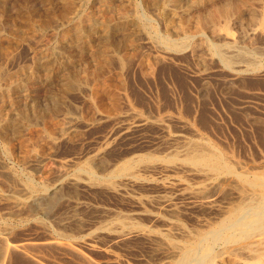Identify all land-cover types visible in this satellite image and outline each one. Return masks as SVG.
<instances>
[{
  "label": "rangeland",
  "instance_id": "obj_1",
  "mask_svg": "<svg viewBox=\"0 0 264 264\" xmlns=\"http://www.w3.org/2000/svg\"><path fill=\"white\" fill-rule=\"evenodd\" d=\"M149 1L150 0H90L86 4V7L84 6V4L80 7L79 5H81V0H74V2L72 1L73 3L70 2L66 5L64 3H67V0H0V64H4L9 72H17L22 68H25L27 72L32 71L33 69L38 70V81L34 85H31L32 87L30 86L29 89H24L23 92L20 93V104L24 107L26 106L27 108H29L28 110L31 109L28 112H33L34 110H37L36 108H38L37 111H42V116L47 117H42L43 121H47L45 119L49 120L47 123H42L43 121L41 120L38 125H35L34 120H32V126H25L27 127V129L24 127L23 132L20 133L21 136H23L24 133L23 137H26V139H28L29 137H31V133H35L32 138L36 139V135L40 130H36L35 128L44 126L39 129L43 130L46 127H50V131L55 132L54 134H52L56 137H59L60 132L59 129H57V125L59 124V121L63 122L64 115L68 112L70 114L71 112H78V109L79 111L82 110L81 108L83 107V96L80 93L81 91H78L77 87H74V85L69 86H72L71 88H73V90H71L70 88V91L69 87L63 83V80L61 79L62 76L54 75L52 68L55 67L54 65L56 63L54 64L52 62L50 63V65H41V67L43 66V70H41V67H36V65L38 66L37 63L40 64V61L47 56V53L49 52V50L47 49H49V47L50 49L54 47L57 48L60 45L64 36L69 33V31L67 33L64 30H69L70 28L72 29H70V33H72V35L70 34L72 42H69V46H71L72 49H70L69 51V57L74 67L72 70L74 74L81 78L82 74L92 72L93 74L90 73L91 76L93 75L89 79L90 84H93L94 80L96 79V81L99 80L100 82H107L110 79L108 75L110 74V72L108 71V69L105 70L106 68H103V70L105 71H102V69L101 71L100 69L98 71L96 70L98 69V67H96L98 66L97 61H95V63L93 60L90 62L88 58L86 61V58H84L82 55V57H78V55H75L77 54V51L75 49V45H77V39H75L76 37L74 34L78 31L75 30V28L71 26V24H76L77 21L75 20L78 18L76 13H78L79 11L83 10L82 13L84 18H86L90 14L94 16L97 15V19L104 21L108 20L106 21L108 23H111L110 20H114L111 23L112 25H114V22L118 23V21L122 20L121 15L123 14V11H125V9L127 11H130L129 8H137L139 9L140 13L146 15L151 19V24L154 29L157 30V32L162 35L166 34L165 36L177 38L174 30L169 27L172 16L171 14H169L166 8L162 6V0H151V2ZM169 1H172V4H177V7H184L185 4H188L195 0ZM224 1L228 2L230 0H214L198 8H195L190 16L191 18L194 17L193 19H191L192 31L193 29L194 31L198 28L200 29V24L202 23L201 29L203 28L202 31L211 41L222 43L225 41V38L228 35V37H234L236 40H238L240 45L248 47L251 45L250 47H253L254 49L261 48L262 50L264 47V29L261 28L260 25H257L258 21L260 20L259 17L261 18L262 15L259 12H256L257 14H253V18L255 17L253 19L252 14L249 12V10H245L243 8V0H238V2H236L237 0H231L233 6H239L241 4L240 9L242 10L235 8L236 10H232L233 12L231 11V13L235 15H230L231 20H228L230 24L229 22H226V20L224 22L222 20L223 17H218L216 18V32L215 30H213L214 27L211 28L210 26H207L208 23H205L206 18L208 19L209 16H212L214 18L215 14L219 12L214 11L216 9V7L214 8V6L216 5L218 7V5L220 4V6L222 7L226 4L222 3ZM213 2H215V4ZM216 2L219 4H217ZM244 7L246 8L245 4ZM209 8L211 11L209 10ZM66 10L68 13L66 12ZM244 11L246 12L244 13ZM211 13L214 15H212ZM200 14H202L203 16H201ZM206 14H208L209 16H205ZM249 14L251 15L249 16ZM235 16L238 17L236 18ZM198 17L199 20L204 17L205 21H200V23ZM212 17L209 18L210 21L213 19ZM196 21L198 22L197 24ZM225 23H228L229 25ZM194 26L197 28H195ZM223 26L226 28H223ZM86 29H88V32L86 31ZM86 29L84 31V36L89 33V36L85 37L91 40L92 47L101 46L104 42V38L101 35L104 33L99 29V27H95L94 29ZM123 29H125L123 30L124 36H119L123 35L122 31L119 30L113 35V39L120 40L123 37L126 39V41L120 40L119 42H115L120 43L121 49L123 48V50L128 51V56H126V62L123 66V70L125 69L123 71V77L126 81L128 96L135 108L141 111L142 116L144 118L146 117L150 119L151 122H148L146 124V126L143 128L144 130H141V133H134V135H131L130 139H126L127 142H125V140H123L121 137L116 142L115 138H118L119 134L122 132L123 127L127 125L126 123H128L129 120L124 122L118 120L117 118H109L102 121L97 118L92 120L93 117H89L85 113L83 119H85V121L91 120L89 123L91 124L92 122V125L80 123L79 125H82L77 126L75 130L76 132L73 133L74 136L68 139V141L66 139L61 141L59 140L55 145L49 143L45 145V143L41 142L42 146L44 147V150L41 148L42 158H39L37 161L27 159L26 161L28 163L26 161H20L25 160V158L20 155L22 154V152H19V146L15 145L13 147V150L14 148L16 149L13 153L16 154L17 150V156L14 155L16 159L15 157L7 159L4 160V163L3 160H0V193L3 192L4 194H6V198L7 195H9L10 191H12L13 193V191H18L20 187L19 183H16L13 180L12 182L11 179L7 178L4 173L3 176L1 175L2 172H4V169H7V166L8 168L16 167L15 169H19V172H23L25 174L27 173L29 175L31 174V176H33V179H35V181L39 183L41 181L43 182L44 179L45 181H49L50 179V181H52L57 172L60 170L59 168L62 167L61 163L64 160L73 158L76 160V162H83L85 159H87V156L95 153L97 149L104 147L106 142L109 141H115L114 143H118L119 146H117L118 148L116 147L112 153L108 154L104 158V162H106V164L107 162L109 163L119 153L126 152L127 150L125 149L129 148L131 145H133V148L137 149L138 151H148L153 152L154 154H162L164 153V150H169L170 146L178 142V134H183L184 136L190 137L195 135H193V133H201L205 137L207 136V138H210L212 142H216L217 145L221 146L222 144V148H224L226 151H229L230 154L232 153L237 159L241 160V162L253 164L256 166L264 165V72L244 73L242 74L243 76H240L238 80H235V82H229V78L227 77V70L223 68V66L219 62L212 59L211 56L207 54L208 52L206 50H202L203 48L198 45V41L195 42L197 46L194 43L195 46L193 45L191 47H188L186 52H184L183 54L181 53L179 56L178 54H175V56L173 57L161 53L162 50H159L151 44H148L147 37L142 33L133 31L135 30L133 29V26L129 25V27L127 26ZM72 31H74V33ZM133 32L137 34L134 35ZM14 35L17 38L14 37ZM114 36L116 37L114 38ZM128 43H131L133 45V48H127L126 45L130 46V44ZM53 45L55 46L52 47ZM123 46H125V48ZM58 49L61 52H65L64 48H62L63 50L61 49V47ZM157 56H161V58H157ZM36 57L37 59H35ZM63 57L60 58L62 59ZM65 58L66 57H64L62 60H64ZM115 65L119 68L118 63ZM125 66L126 68H124ZM112 67L114 69L116 68L114 67V65ZM49 70L50 73L47 74ZM98 72H100L99 75ZM45 73L47 75H51V77L45 78V76H47L45 75ZM94 77L96 79H94ZM63 85L65 87L62 89L61 86L63 87ZM62 90H64L65 99L62 96ZM59 94H62L61 97L63 99L61 98V100H59ZM44 108H46V110ZM50 108L55 109L53 110ZM43 110L45 111V113ZM51 110L53 111L52 113L50 112ZM64 110L66 111L64 112ZM46 112H49L50 115ZM88 118L92 119L88 120ZM51 119L54 120L52 121ZM156 119H161L159 125L158 122H156ZM29 129L33 132L29 131L30 133H27V130ZM25 133L27 134V136ZM29 134L30 136H28ZM23 140L25 139H21V141ZM17 160H19L20 162H17ZM5 163L7 164L6 166ZM3 166L6 168L2 170ZM1 179H3L4 181H2ZM7 180H10L11 182L9 181L8 183ZM151 181L152 182H149L150 184H136L132 186L133 188L131 187L128 189V194L127 192H124L126 194H112L107 192L102 187L94 188L92 190L81 188L78 189L77 192H72V197H76V199L78 200L74 198L73 200L70 197L62 200V196L63 198L65 197L64 193L66 195L69 192V190L64 186L61 190L63 193H61L59 196L62 201L58 198L56 201L50 204L53 207L47 205L46 209L48 211H46V209L44 210V212L41 210V213V211L36 210V213L39 212L37 214L34 212V215L39 216L37 217V220H33L34 218L32 219L31 217L29 218L26 212H19L18 215L16 213H13L11 210L12 205L9 204V201H0V215H2L0 216V219H5L9 223L11 222L8 225V228L12 227L9 229L10 236L8 235L7 237H4L5 239L3 237H0V248L4 246V248H1V251L6 250V253L4 251H0V264H147V262L153 263L154 260V263H156L158 257L155 256V258L153 259L152 255H157V252L154 250L151 251V249L153 248L149 246V244H145V242L141 240L136 241V239L133 240L132 238L120 239L119 236L117 237L113 236V234L111 233L102 232L99 235L97 234L98 236L91 238L92 240H94L91 242L95 246V248H92V246L87 245V242L90 241V239L86 240L84 243H82L83 240L80 238L78 240L73 239L74 241H72L74 243L72 241L59 242L58 240L53 239L49 235V232L47 230H44V226H41L43 220H45V222L48 220L46 224L50 226V229L53 226V229L56 228L58 230H64L69 234H72L75 229L73 235L82 236V234L85 235V232L88 233L93 229L99 228V226H101L103 222H106V218H115L118 216L117 214H121L119 215L120 217H122L123 215L124 217L129 216L131 222L135 220L134 222L138 221L146 226L161 227V221L159 219V221H157L152 214H156V212L158 213L159 210L163 211L160 214L165 213V215H167L165 211H168V207L165 205L163 206L164 203L159 204L160 200L157 199H160L161 194L167 195L168 193V196L172 197L173 201L177 202V205L181 208L180 210L182 212L181 214H179V217L180 220L183 219L181 221L186 226H195V224L197 225L196 218L201 219L206 216V212H204L205 210L199 211L197 209V206L193 207L192 204L194 203L191 200L183 197V195H181L177 190V187H175L176 189L174 188V190L172 188L165 189L162 186V183L168 182V179L166 180V178L161 177V175H154L152 176ZM166 184H170V181ZM170 192H173L174 195ZM3 193L2 195H4ZM175 194H177L178 196ZM128 195L131 198H129ZM136 195H138L139 197L141 196L144 201L146 200V206H144L145 204H143V206H138L139 204L135 203L134 199L132 200V196ZM125 197L127 198L125 199ZM130 199L131 201H129ZM147 199H150L151 201ZM144 207L145 211L146 209L147 211L149 209L152 214H150V212L148 211L143 214L144 216L142 214L139 215L138 219L136 220L135 217H137V214L135 212H140V210H143ZM163 207L166 209H164ZM9 209L11 210V212H9ZM75 211L77 216H75ZM4 212H8V214H4L3 217ZM130 213H133L134 215L132 214L131 216ZM22 216L25 218H23ZM46 216H49L50 218ZM67 216L69 219L71 218V220H69L70 227L66 226L68 229L66 227L64 228L61 223L62 218L64 217L65 219L67 218ZM131 217H134V220L133 218L131 219ZM39 218L40 220H42L41 223L40 221H38ZM75 219L78 221V223H76ZM51 223L53 225H51ZM11 224L12 226H10ZM0 226L2 227L3 225ZM83 226L85 230H83ZM78 230L81 232H78ZM153 252L156 253L154 254ZM151 253L153 254L151 255Z\"/></svg>",
  "mask_w": 264,
  "mask_h": 264
},
{
  "label": "bare ground",
  "instance_id": "obj_2",
  "mask_svg": "<svg viewBox=\"0 0 264 264\" xmlns=\"http://www.w3.org/2000/svg\"><path fill=\"white\" fill-rule=\"evenodd\" d=\"M72 1L74 2V0H67V3H64V4L66 5ZM89 1L90 0H81V5L79 6L81 7L84 4V6L86 7V4ZM211 1H214V0H195L193 2L185 4V6L186 5L187 6L186 7L184 6L185 7L184 8V7H177V4H174V3L172 4V1L170 2L169 0H162V6L166 8V10L172 16L171 17L172 20L170 21L169 27L174 30V32L177 35V38L165 36L166 34L162 35L159 32H157V30L154 29V27L151 24V19L147 17L146 15L140 13L139 9L137 8H129L130 11H127L125 9V11H123V14L121 15L122 20L118 21V23L114 22L113 23L114 25L111 24L114 20L113 21L110 20L111 23H108L106 22L108 20L104 21V20L97 19L96 18L97 15L94 16L90 14L89 16L84 18L83 13H82L83 10L76 13L78 18L76 16L75 17L79 20L76 19L75 20L77 21L76 24H71V26H73L75 30L78 31V32H75L74 34L76 37L75 39H77L76 40L77 45H75L77 54L75 55H78V57L83 56L84 58H86V61H87V58L90 60V62L92 60L94 61V63L95 61H97L98 66L96 67H98V69L96 70L98 71L100 69L101 71L102 69V71H105L108 69V71L110 72V74H108L110 79L107 82L106 81L100 82L99 80L96 81L97 79L94 77V79L96 80H94L93 84H90L89 79L90 77L93 76V75L91 76L90 74L92 72L82 74L81 78H79L76 74H74V72L72 71L74 67L69 57V51L70 49H72L71 46H69V42H72V38L70 37L72 35V33H70V31L72 30L71 28H70L71 30L70 29L64 30L67 33L69 31V33L66 36H64L62 41L60 40L61 46L59 45L57 48H55L54 47L55 45H53L52 47L54 48H51V49L50 47L49 49L46 48L47 50H49V52L46 50L48 52L47 56L44 59L41 58L43 62L40 59L41 60L40 64L37 63L38 66L36 65V67H41V65L43 66L50 65V63L52 62L54 64L56 63L54 65L56 68L55 67L52 68L54 75L62 76L61 79L63 80V83L66 84L68 87L70 85H74V87L76 86L78 91H81L80 93L83 96V103H82L83 107L81 108L82 110L79 111L78 109V112L75 111V113L74 112L72 113L70 111L71 114L69 112L66 114L64 113L65 114L64 119L62 118L63 122L59 121V124L58 125L56 124L58 126L57 129H59V132H60L59 137H56L53 135L55 132L54 131L51 132L50 127H46L43 130L39 129V128L44 127L42 125H41L42 127L35 128L36 130L37 129L40 130L38 131L36 135L37 140L35 138H32L33 135H35V133H31V137H29L28 139H26V137L25 138L23 137L24 133H23V136H21L20 133L23 132L25 126H32V123H33L32 120H34L35 125H38V123L41 120L43 121L42 117H46V116H42V113H43L42 111H37L38 108H36L37 110H34L33 112H28L31 109L28 110L29 108H27L26 106L24 107L23 105L20 104V97H21L20 93L23 92L24 89L25 90L29 89L31 85H34L38 81V78H39L38 77L39 74L37 72L38 70L33 69L32 71L28 70L29 72H27L25 68H22V69H19L17 72H9L7 70V67L4 66V64H0V160H3V163H4L5 162L4 160L14 158L15 157L14 155H16L18 152L16 150V154H14L13 152L15 151L16 148H14L13 150V147L15 145H18L20 149L19 152H22V154L20 155H22L25 158V160L19 159L20 161L23 162V161H26L27 159L37 161L39 158H42V149L44 147L42 146L41 142L45 143V145L47 143L55 145L59 140L61 141V140L66 139L68 141V139L74 136L73 133L76 132L75 130L80 123H85L86 125H89L90 124L89 122L91 121L90 119L92 118L90 119L88 118V120L90 121H87V120L85 121V119H83L85 113L89 117L92 116L93 117L92 120H94L95 118L101 121L105 119H109V118L110 119L117 118L118 120L122 122L129 120V122L126 123L127 125L123 127L122 132L119 134L118 138H115L116 142L119 140L120 137L123 140H125V142H127L126 139H130L131 135H134V133L136 134L137 132L141 133V130L146 126V124L151 121L150 119L146 117L144 118L142 116L141 111L135 108V106L133 105V103L131 102L128 96L126 81L124 80L125 78L123 77L124 76L123 71L125 70V69L123 70V66L126 62V56H128L127 55L128 51L123 50V48L121 49V45L120 43H118L120 40L126 41V39L124 37L120 40L113 39V35L117 31L120 30L122 31V34H123L124 33L123 30H125L123 28L127 26L129 27V25L133 26V29H135L133 31L135 32L137 31V33L139 32L145 35L148 39V44H151L155 48L162 50V52L160 51L161 53L169 55V56H173V57L175 56V54H178V56L181 53L183 54L184 52H186L188 47L193 46L194 43L198 41V45L201 48H203L202 50H206L208 52L207 54H209L212 59L219 62L223 66V68L227 70L228 72L227 77L229 78V82H235V80L236 79L238 80V78L240 76H243L242 74L244 73L264 72V47L261 50V48L254 49L253 47H250L251 45L249 47L243 46V45H240L238 40H236L234 37H228V35L225 38V41L222 43L211 41L206 37V35L202 31L203 28L201 29L202 27L201 22L202 21L204 22L205 19L204 17H202L203 19L201 18L199 20L200 16L198 17V20L199 22L201 21L200 22L201 24L199 23L201 30L198 28L195 31L194 29L192 31L191 19L194 18V17L193 18L190 17L192 11L195 8H198ZM149 2H151V0ZM236 2H238V0ZM213 3L215 4V2ZM222 3L223 4L226 3V4L221 7L220 4L217 3L219 4L218 7L216 5L214 6V8L216 7L214 11H217V12L219 11L218 13H216L217 15L215 14L214 18L212 16H209L208 14L205 15V16L208 15L209 18L210 17L213 18L211 21L209 18H208L209 21L206 18L205 23H208V25L207 24L206 25L210 26L211 28L214 27L213 30H215V32H216V21H217L216 18L223 17V19L222 18L220 19H222L224 22L225 20L226 22H229L228 20H231L230 15H233V16L235 15V14H232L231 11L240 9V5H241L240 4L239 6L238 5L233 6V3L231 0L228 2L224 1ZM242 3H243L242 5L243 8L245 10L246 9L249 10V12L252 14V18L254 16L253 14L256 12L257 13L259 12L262 15L261 18L258 16L260 20L258 21L259 24L257 23V25H260V27L264 29V0H243ZM244 4L246 5V8L244 7ZM180 8H183V9H180ZM245 12L246 11H244V13ZM251 14H249V16ZM200 15L203 16L202 14ZM218 22H219V19H218ZM197 23L198 22L196 21V24ZM225 24H228V23H225ZM85 27L89 29H94L95 27H99V29L104 33L101 35L104 38V42L101 46H98V47L96 46L97 48L95 46L92 47L91 40L85 37V36H89L88 35L89 33L84 36V31L86 29ZM226 27L223 26V28H226ZM87 30L88 29H86V31ZM74 31L72 32L74 33ZM135 32H133L134 35L137 34ZM218 34H222V33H218ZM119 36H124V34L119 35ZM14 37L16 36L14 35ZM115 37L116 36H114V38ZM115 41H118V42H115ZM128 44H130V46L126 45L127 48L128 47L133 48L132 47L133 45L131 43H128ZM60 47L61 49L64 48L65 52L59 51L58 48ZM123 47L125 48V46ZM63 56L66 57L64 60H62L64 58ZM60 57H63V58L61 59ZM157 58H161V56H157ZM35 59H37V57ZM55 61H58V62H55ZM117 63L119 64V68L118 66L116 67L115 65ZM113 65L114 67H116L115 69L112 67ZM43 66L41 67V70H43L42 69ZM103 68H106V69L103 70ZM124 68H126V66ZM49 73H50V70L49 72H47V74ZM99 73L100 72H98V75ZM47 74L45 73V75ZM49 77H51V75L45 76V78H49ZM64 87H65L64 85L63 87L61 86L62 89ZM71 87H69V90ZM71 90H73V88H71ZM62 91L63 92L61 93H63V95L59 94L60 95L59 100H61L62 98L61 95L63 97L65 95L64 90ZM44 109L46 110V108ZM50 109H53V108H50ZM65 111L66 110H64V112ZM50 112L52 113L53 111L51 110ZM46 113L49 114V112H46ZM45 120H47L45 121L46 123L49 121L48 119H45ZM160 120L161 119H156V122H158V125L161 122ZM45 122L43 121L42 123H45ZM90 125H92V122ZM25 128L27 129V127ZM27 131H28L27 133L33 132L30 129ZM193 135L194 136L187 137V136H184L183 134H178L177 135L178 142L170 146L169 150L167 151L164 150L163 151L164 153L162 154H157V153L154 154L153 152H148V151L146 152L138 151L137 149L133 148V145H131L132 149L130 146L129 148L125 149L127 150L126 152L123 151L124 153L122 152L119 153L109 163L107 162L106 164V162H104V158L108 154L112 153L113 150H115L117 146H119L118 143H114L115 142L114 140H113L114 142L109 141V142H106L104 147L97 149L96 152L93 153L92 155L90 156L86 155L87 159H85L83 162L81 161L76 162V160L73 158L64 160L61 163L62 167L59 168L60 170L57 172L54 179L52 178L53 179L52 181H50L51 179L49 180L50 182L48 180L45 181L44 179L43 182L41 181L39 183L35 181V179H33V176H31V174L29 175L27 173L25 174L23 172H19L18 171L19 169H15L16 167L8 168L7 166V169H4L6 167L3 166L2 170L4 169V172H2L1 175L3 176V173H4L7 176V178L11 179V181L13 180L16 183H19L20 185L19 184L18 185L20 187L18 191H13V193L12 191L8 190L10 191V193H12L10 194L8 192L9 195H7V198H10V199H7L6 194H4L3 192L2 193L4 195L0 193V201L2 200L9 201V204L12 205L11 210L13 213H16L18 215L19 212H26L29 218L31 217L32 219L34 218L33 220H37L38 219L37 217L39 216L34 215L36 213V210H39V211L42 210L44 212L47 205H50L51 203L56 201L59 198L60 194L63 193L61 190L63 189L64 186L69 190V192L66 195L64 193V196L66 198L65 197L63 198L62 196V200L67 199V197H70L71 199H73L74 197H72L73 196L72 192H75V191L77 192V190L81 188L92 190L94 188L102 187L109 193H112V194L122 193L123 194L124 192H127L128 189L131 188L132 186L136 184L137 185L148 184L149 182H152L151 181L152 176L161 175V177L166 178V180L168 179L170 181V184H166L169 181L162 183V186L165 189L172 188L174 190V188L177 187V190L179 191L181 195H183V197H185L188 200H191L194 203L192 204L193 207L197 206V209L199 211L205 210L204 212H206V216L204 218H201V219L196 218L197 225L195 224V226H188V225L186 226L184 223H182L181 220L183 219L180 220V217H179V214H181L182 212L180 210L181 208L177 205L178 204L177 202L173 201L172 197L168 196L169 193L168 194L166 193L167 195L161 194L160 199L159 198L157 199V200H160L161 202V203L159 202V204L164 203L163 206L165 205L168 207V211L167 210L165 211L167 215H165V213L160 214L163 211H159L158 208H157L158 213L156 212L157 210L155 209L156 214L155 213L152 214L151 211H149L148 209L150 214H152L153 217H155L157 221L159 220L161 221L162 223L160 224L161 227H154L153 224H152L153 227H151V226H146L143 223H140L138 221L134 222L135 221L134 217H131V219L133 218L134 220L133 222H131L129 216H128L129 218L124 217V215L120 217L119 215L121 214H117L118 216L115 218H110V219L106 218V222H103L102 225L99 226V228L93 229L92 231L88 233L85 232V235L82 234V236L81 235L75 236L73 235V232L75 231V229L72 232V234H69L67 233V231H64V230H58L56 228L53 229V226L50 229V226L46 224L48 220L45 222V220L42 221L39 218L38 221H40V223L42 221L41 226H44V230H47L49 232V235L53 239L58 240L59 242L60 241L70 242L73 239L78 240L80 238L83 240V242L82 241L81 242L84 243L86 240L90 239V241L87 242V245H90L92 246V248L93 247L95 248L94 244L91 242L94 240H92L91 238L98 236L102 232H108V233L113 234V236H117V237L119 236L120 239L121 238L122 239L132 238L133 240L136 239V241L141 240L145 242V244L147 243L149 244V246L153 248L151 249V251L154 250L157 252V255H154V256L152 254L153 253L155 254L156 252L151 253L153 259L155 258V256L158 257L156 263H154L155 260L154 261L152 260L154 264H264V165L256 166V165L249 164V163L248 164L243 163L241 162V160L237 159L232 153L230 154L229 151H226L224 148H222V144L221 146L217 145L216 142H212L210 138H207V136L205 137L201 133H193ZM28 136H30V134ZM21 139H25V140L21 141ZM19 160H17V162ZM6 163H5V166L7 165ZM25 165H28V164H25ZM1 180L4 181L3 179ZM170 193L173 194V192H170ZM126 198L127 197H125V199ZM129 198L131 197L129 196ZM74 199H76V197ZM133 199L135 203L139 204L138 206H143V204H145V201H146V200L144 201L143 198L141 196L139 197L138 195L132 196V200ZM59 200L61 199L59 198ZM147 200H150V199H147ZM129 201H131V199ZM50 206L53 207L52 205ZM78 206H79V202H78ZM144 206H146V204ZM11 210L9 212H11ZM46 211L48 210L46 209ZM148 211L147 209L145 211V207H144V209L140 210V212L138 211L135 212L137 214V217H135V219L137 220L139 215L141 214L143 215L144 213ZM6 213L8 214V212ZM6 213L5 212L3 213V217H4V214ZM74 213L76 214V211ZM132 214L133 213H130L131 216ZM75 216H77V214ZM13 217H16V216H13ZM46 217L50 218L49 216H46ZM69 220H71V218L69 219L68 216L65 219L64 217L62 218L61 223L64 226V228L70 225ZM10 223L7 222V220L5 219H0V225L4 226V227L0 226V237L4 238L9 235L10 233L9 229L12 228V227L8 228V225ZM76 223H78L77 220H76ZM12 224L10 226H12ZM51 225L53 224L51 223ZM79 230L78 232H81ZM83 230H85L84 226H83ZM1 248H4V246ZM1 248H0V251H1ZM153 263L147 262V264H153ZM104 264H108V263H104Z\"/></svg>",
  "mask_w": 264,
  "mask_h": 264
}]
</instances>
